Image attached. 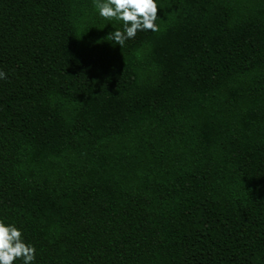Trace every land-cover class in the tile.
<instances>
[{
	"label": "trees",
	"instance_id": "16d2710c",
	"mask_svg": "<svg viewBox=\"0 0 264 264\" xmlns=\"http://www.w3.org/2000/svg\"><path fill=\"white\" fill-rule=\"evenodd\" d=\"M157 4L119 47L94 0H0V219L34 264H264V0Z\"/></svg>",
	"mask_w": 264,
	"mask_h": 264
},
{
	"label": "clouds",
	"instance_id": "9594fccd",
	"mask_svg": "<svg viewBox=\"0 0 264 264\" xmlns=\"http://www.w3.org/2000/svg\"><path fill=\"white\" fill-rule=\"evenodd\" d=\"M98 15L106 21H120L121 27L111 30L109 39L119 47L136 37L138 31L157 32V0H94ZM112 26V25H111ZM6 73L0 70V80ZM35 246L23 238L22 230L14 223L0 219V264H34Z\"/></svg>",
	"mask_w": 264,
	"mask_h": 264
}]
</instances>
